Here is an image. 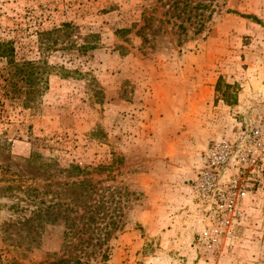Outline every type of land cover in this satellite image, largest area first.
I'll return each instance as SVG.
<instances>
[{"label":"rangeland","instance_id":"rangeland-1","mask_svg":"<svg viewBox=\"0 0 264 264\" xmlns=\"http://www.w3.org/2000/svg\"><path fill=\"white\" fill-rule=\"evenodd\" d=\"M3 42L42 73L30 100L0 59V264H264V187L214 252L187 190L210 143L264 116V0H0ZM72 181L93 188L94 221L67 239L27 222Z\"/></svg>","mask_w":264,"mask_h":264},{"label":"built area","instance_id":"built-area-1","mask_svg":"<svg viewBox=\"0 0 264 264\" xmlns=\"http://www.w3.org/2000/svg\"><path fill=\"white\" fill-rule=\"evenodd\" d=\"M264 187V116L244 120L233 136L214 140L187 190L202 224L200 242L214 252L231 245L248 199Z\"/></svg>","mask_w":264,"mask_h":264},{"label":"trees","instance_id":"trees-1","mask_svg":"<svg viewBox=\"0 0 264 264\" xmlns=\"http://www.w3.org/2000/svg\"><path fill=\"white\" fill-rule=\"evenodd\" d=\"M70 24H62L58 29H52L46 33H43V40L45 42H40L41 50H48L51 46L58 43L61 37L65 39L66 36L69 35V30L71 29ZM66 44L69 42H65ZM64 43V44H65ZM83 48V47H81ZM14 47L11 43L3 42L0 43V59H4L6 61V67L3 69L6 71V75L9 76L7 80L11 83V88L13 89V93L15 94L18 89L15 84H13L14 77H18L20 81H24L29 87H31L30 95L32 96L30 100L33 99V94L38 90L39 82H40V74L42 73L40 66L34 61H24L23 63H17L14 60ZM27 163V167H29V171L34 175H46L51 177V169L52 164L40 158L39 156H31L29 159L25 160ZM74 170V167H71ZM56 172L58 170H55ZM64 186L66 189H62V192L54 191L56 194L54 200L50 202L47 206L36 207L35 211L32 212V218L28 219L27 222L31 220H37L39 223L40 220L46 219L54 224L56 221H62L64 226L67 229V232L64 234L67 239L70 235H77L82 230L78 228L76 223L77 219L88 221H94V215L98 213V210L101 206L88 204L87 200L91 199L93 188H89L88 183H83L81 181H72V182H64ZM36 191V190H35ZM38 192V191H37ZM65 201L63 198H65ZM83 208V213L79 216H72V212H76L77 208ZM86 213V214H85ZM83 225V224H82ZM87 230V229H86Z\"/></svg>","mask_w":264,"mask_h":264}]
</instances>
